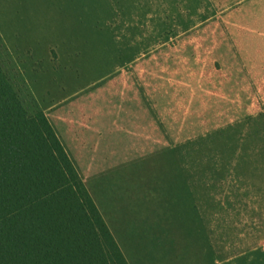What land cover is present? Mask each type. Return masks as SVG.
I'll use <instances>...</instances> for the list:
<instances>
[{
	"label": "rangeland",
	"instance_id": "374dc122",
	"mask_svg": "<svg viewBox=\"0 0 264 264\" xmlns=\"http://www.w3.org/2000/svg\"><path fill=\"white\" fill-rule=\"evenodd\" d=\"M0 68L131 264H264V0H0Z\"/></svg>",
	"mask_w": 264,
	"mask_h": 264
},
{
	"label": "trees",
	"instance_id": "16d2710c",
	"mask_svg": "<svg viewBox=\"0 0 264 264\" xmlns=\"http://www.w3.org/2000/svg\"><path fill=\"white\" fill-rule=\"evenodd\" d=\"M0 264H128L41 112L0 68Z\"/></svg>",
	"mask_w": 264,
	"mask_h": 264
},
{
	"label": "crops",
	"instance_id": "0c3cea01",
	"mask_svg": "<svg viewBox=\"0 0 264 264\" xmlns=\"http://www.w3.org/2000/svg\"><path fill=\"white\" fill-rule=\"evenodd\" d=\"M96 207L100 213V215L102 216L104 222L108 225V230L109 232L111 233L112 237L114 238L117 246L119 247L120 251H122V254H124V257L127 259V261L131 264V259H130V256L128 255V251H127V248L125 247L122 239H121V236L118 232V229L117 228H112L110 227L109 225V221L107 219V216L103 210V207H101L100 203L96 202Z\"/></svg>",
	"mask_w": 264,
	"mask_h": 264
}]
</instances>
